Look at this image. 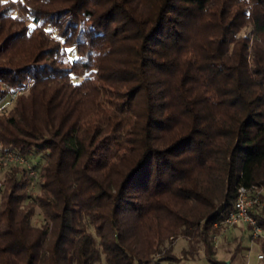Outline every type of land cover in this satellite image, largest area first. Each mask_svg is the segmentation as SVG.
<instances>
[{
	"label": "trees",
	"instance_id": "16d2710c",
	"mask_svg": "<svg viewBox=\"0 0 264 264\" xmlns=\"http://www.w3.org/2000/svg\"><path fill=\"white\" fill-rule=\"evenodd\" d=\"M9 99L0 264H160L180 238L227 264L238 189L264 188V0H0Z\"/></svg>",
	"mask_w": 264,
	"mask_h": 264
},
{
	"label": "rangeland",
	"instance_id": "374dc122",
	"mask_svg": "<svg viewBox=\"0 0 264 264\" xmlns=\"http://www.w3.org/2000/svg\"><path fill=\"white\" fill-rule=\"evenodd\" d=\"M184 87L192 91L194 89L193 84L188 80L184 82ZM12 106L13 99H9L7 102L0 105V109L8 110ZM8 162L11 164H8ZM0 163L2 167L0 177L2 178L4 177L7 169L14 166L15 162H11L6 154L1 157ZM30 192L32 194H37L39 192L37 184H35L34 187H31ZM40 218L41 211L40 209H37V214L33 219V224L39 225L41 220ZM250 233L251 230L248 226L241 223L235 228H223L215 239L217 258L226 260L227 264H264V260L261 261L258 258V255L264 252V244L260 241L258 242V239L255 240L252 239V237L250 238ZM259 240L263 242L262 239ZM246 247L248 248L247 253ZM192 250L193 247L189 244V242L185 238H180L175 242L174 250L172 252L176 259L172 262L160 261V264H212L208 261L202 250L194 257L191 256V259L187 258L186 252L190 254Z\"/></svg>",
	"mask_w": 264,
	"mask_h": 264
},
{
	"label": "built area",
	"instance_id": "2783aa9c",
	"mask_svg": "<svg viewBox=\"0 0 264 264\" xmlns=\"http://www.w3.org/2000/svg\"><path fill=\"white\" fill-rule=\"evenodd\" d=\"M7 156L11 162L27 164V161L17 154L8 153ZM263 194L264 188L257 185L241 186L238 189L235 207L223 221V225L226 228H231L240 223L246 224L251 230L252 239H262L264 241V230L255 217L256 208L264 206ZM258 258L263 261L264 252L259 254Z\"/></svg>",
	"mask_w": 264,
	"mask_h": 264
},
{
	"label": "crops",
	"instance_id": "0c3cea01",
	"mask_svg": "<svg viewBox=\"0 0 264 264\" xmlns=\"http://www.w3.org/2000/svg\"><path fill=\"white\" fill-rule=\"evenodd\" d=\"M235 227H237V226H235ZM235 227H232V228H235ZM224 228H226V227H224ZM249 228V227H248ZM250 232V231H249ZM242 233H244V232H242ZM252 236H251V233H250V238H251ZM247 251H248V248L246 247V253H247ZM245 253V254H246ZM244 255V254H243ZM230 263H231V261H230Z\"/></svg>",
	"mask_w": 264,
	"mask_h": 264
},
{
	"label": "snow or ice",
	"instance_id": "6c2138e0",
	"mask_svg": "<svg viewBox=\"0 0 264 264\" xmlns=\"http://www.w3.org/2000/svg\"><path fill=\"white\" fill-rule=\"evenodd\" d=\"M14 19H15V17H14ZM66 51H68V52H73L74 49H67ZM70 62H71V61H70Z\"/></svg>",
	"mask_w": 264,
	"mask_h": 264
}]
</instances>
